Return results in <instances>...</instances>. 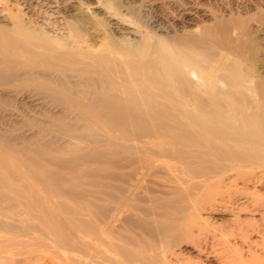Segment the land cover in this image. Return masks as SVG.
Instances as JSON below:
<instances>
[{"label":"rangeland","instance_id":"rangeland-1","mask_svg":"<svg viewBox=\"0 0 264 264\" xmlns=\"http://www.w3.org/2000/svg\"><path fill=\"white\" fill-rule=\"evenodd\" d=\"M46 1L58 14L41 12L43 30L63 37L70 27L87 49L113 44L118 75L142 87L128 62L136 47L192 36L199 48L238 59L264 88V0ZM33 4L0 0V15L34 22ZM32 76L18 72L0 86L30 87ZM93 79L95 93L71 86L86 89L85 99L46 93L42 109L0 98V237L17 244L15 264H264V143L242 160L191 161L172 107L152 108L166 98L93 112L85 108L111 105L123 89L117 74ZM252 94L264 98V89ZM11 111L22 117L11 123Z\"/></svg>","mask_w":264,"mask_h":264},{"label":"bare ground","instance_id":"bare-ground-1","mask_svg":"<svg viewBox=\"0 0 264 264\" xmlns=\"http://www.w3.org/2000/svg\"><path fill=\"white\" fill-rule=\"evenodd\" d=\"M15 1L22 9L34 8L33 3H36L38 11L34 22L18 12H8L9 16L6 18L0 15V82L3 78L22 72L32 73L34 84L27 87L20 82H12L10 85L0 86V98H18L34 106L33 109H40L44 105L47 107L46 93L61 95L67 99L73 96L77 98L81 95L80 92L88 93L90 88L96 92L94 75L117 74L119 85L123 89L117 91L114 98H110L111 102H108L112 104L90 105L86 108L83 106L85 109L93 112L123 111L128 108L136 109L140 101L152 106L154 98L164 97L167 104L156 103L152 108L164 113L172 107L175 124L183 125L187 131L184 143L190 146V160L197 161L201 158L203 164L214 161L220 163L225 157L242 160L246 154L250 155L263 145L264 98L261 95L256 98L252 93L255 88H264L261 84L254 86L251 83L250 76L244 73L238 59L215 48L213 51L203 50L192 36V40L187 37L188 40L182 38L183 40L177 39L172 43L160 38L159 34V38L155 37L151 46L141 42L136 47L133 58L128 59L134 72L145 79L146 87H142L128 75H118L121 74V62L118 61L122 53L113 44L108 43L99 50L87 49L86 42L72 33L70 27L64 33L65 36L62 34L63 37L51 36L47 27V31L43 30L41 24H38L43 22L41 12L57 13L50 1ZM189 12L187 10L183 13ZM127 32L131 33L129 30ZM78 84L88 87V91H74L73 88ZM85 97L87 95L83 96L84 99ZM51 108L59 111L61 107L54 104ZM77 108L80 106L75 105V109ZM11 112L6 113L11 117H8L10 120H15L20 113ZM21 117L22 115L19 118ZM11 123L14 122L11 120ZM42 133L43 131H35L33 135L38 134L40 139L46 138ZM5 241V238L0 237V264H15V258L20 254L17 244ZM22 263L30 264L26 261Z\"/></svg>","mask_w":264,"mask_h":264}]
</instances>
